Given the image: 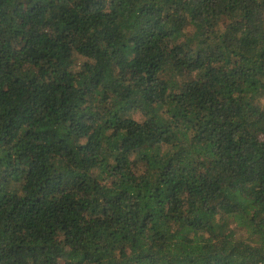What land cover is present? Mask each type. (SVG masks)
<instances>
[{"label":"trees","instance_id":"obj_1","mask_svg":"<svg viewBox=\"0 0 264 264\" xmlns=\"http://www.w3.org/2000/svg\"><path fill=\"white\" fill-rule=\"evenodd\" d=\"M0 264H264V0H0Z\"/></svg>","mask_w":264,"mask_h":264},{"label":"rangeland","instance_id":"obj_2","mask_svg":"<svg viewBox=\"0 0 264 264\" xmlns=\"http://www.w3.org/2000/svg\"><path fill=\"white\" fill-rule=\"evenodd\" d=\"M86 61H87V58H85V57H83L81 55H77L76 58H75V66H74V68L78 70L80 68V66Z\"/></svg>","mask_w":264,"mask_h":264}]
</instances>
